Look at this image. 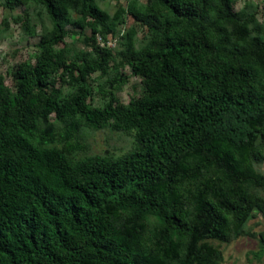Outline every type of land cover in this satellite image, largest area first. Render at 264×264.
Segmentation results:
<instances>
[{
  "label": "trees",
  "instance_id": "obj_1",
  "mask_svg": "<svg viewBox=\"0 0 264 264\" xmlns=\"http://www.w3.org/2000/svg\"><path fill=\"white\" fill-rule=\"evenodd\" d=\"M27 1L44 6L52 30L35 62L13 73L14 93L0 78V264H216L207 241L244 234L262 208L249 193L264 186L252 165L264 159V41L244 45L255 17L235 12L233 0H147L144 8L131 0L127 13L147 31L135 48L130 29L120 56L144 93L91 108L85 80L112 56L95 38L104 41L124 10L109 20L99 0L3 6ZM88 19L96 57L68 62L55 47L67 25L83 30ZM59 71L82 83L70 98L47 89ZM50 115L60 132L40 126ZM81 125L134 132L136 147L71 161Z\"/></svg>",
  "mask_w": 264,
  "mask_h": 264
},
{
  "label": "rangeland",
  "instance_id": "obj_2",
  "mask_svg": "<svg viewBox=\"0 0 264 264\" xmlns=\"http://www.w3.org/2000/svg\"><path fill=\"white\" fill-rule=\"evenodd\" d=\"M131 0H99L97 5L108 14L109 20L117 10H124L119 21L110 22L112 32L106 34V39L97 35L96 43L111 50V59L101 69H96L86 78L84 86L90 91V96L85 104L91 108H113L119 104L127 105L131 100L137 99L144 93L141 79L131 71L130 64L125 63L120 56L123 46L120 44L126 33L133 29L135 48L143 43L147 28L134 20L127 13V6ZM4 0H0V78L4 84L14 93L16 91L13 73L24 62L34 63L40 53L39 42L43 35L52 30V23L42 4L27 1L8 9L3 6ZM137 5L144 8L147 0H137ZM233 10L243 11L256 19L249 26L251 36L247 37L244 45L247 46L252 38L258 37L264 41V0H233ZM162 15H167L164 6L159 7ZM79 14L71 13V19H79ZM89 25L80 30L73 25L65 27L62 43L55 49H65L68 62H76L87 56L95 59L91 48V28L95 21L88 19ZM234 26L228 27L232 39ZM91 54V55H88ZM82 85L69 74L61 71L54 73L52 81L48 85V91L56 90L61 98L67 99L74 95L77 88ZM53 126L56 132L61 131L54 115H50L47 123L40 124ZM58 148L64 147L60 138ZM262 156L264 157V143L258 141ZM136 147L134 132L121 133L108 127L101 130H93L81 125L75 137L71 141V147L66 153L71 161L84 159L89 156H109L119 158L133 151ZM255 171L264 176V159L261 162L252 160ZM249 193L257 198L262 206L261 210L254 209L252 216L244 227V234L238 237H230L228 242L209 240L207 243L215 248L220 257L216 264H264V186L251 187ZM153 219H150V225Z\"/></svg>",
  "mask_w": 264,
  "mask_h": 264
}]
</instances>
